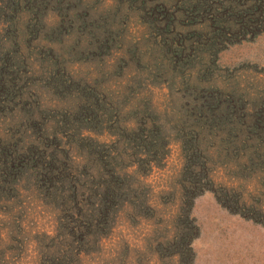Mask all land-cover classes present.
<instances>
[{"label":"rangeland","instance_id":"1","mask_svg":"<svg viewBox=\"0 0 264 264\" xmlns=\"http://www.w3.org/2000/svg\"><path fill=\"white\" fill-rule=\"evenodd\" d=\"M0 264H264V0H0Z\"/></svg>","mask_w":264,"mask_h":264}]
</instances>
